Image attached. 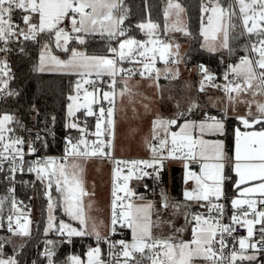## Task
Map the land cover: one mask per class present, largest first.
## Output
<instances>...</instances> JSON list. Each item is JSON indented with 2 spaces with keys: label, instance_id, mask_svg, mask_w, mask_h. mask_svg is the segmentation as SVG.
Returning a JSON list of instances; mask_svg holds the SVG:
<instances>
[{
  "label": "snow or ice",
  "instance_id": "1",
  "mask_svg": "<svg viewBox=\"0 0 264 264\" xmlns=\"http://www.w3.org/2000/svg\"><path fill=\"white\" fill-rule=\"evenodd\" d=\"M239 5V13L241 14L243 27L249 34H255L257 36L258 43L251 45V50L257 53L258 58L252 60L247 56L242 57L240 63L231 67V72L236 77L240 78L239 82H229L224 86V91L228 95L229 101L234 99L233 93L237 96L241 92H247L253 88V81H258L257 87L260 90V94H264V0H237ZM173 7V5H169ZM174 7L179 8L177 4ZM16 10H21V19L26 26V31L21 28L19 24H14L12 16ZM182 10V9H181ZM211 11L212 15L208 17L209 26H213L214 20L215 26L211 27V34L208 29L203 30L205 40L208 42L210 51L216 50L215 41L217 40V33L223 34L222 47H228V27L229 25L224 22L225 17L231 20V17L235 15L229 9H224L217 4L216 6L208 9H204L205 12ZM38 16V23L33 22V17ZM126 19V12L122 11V0H0V41L7 43L8 39L15 35L23 36L25 40H35L41 33H47L54 38V42L57 48H62L63 51H71V58L67 61H61L57 57L48 53V58L56 65L64 68L83 69L80 72L81 76L91 75L95 72L99 77L101 75H108L112 77L113 91L103 93V99L108 101L109 104L114 103V97L116 95L114 86L116 84L115 77L118 73L126 74L127 78H131L136 74L132 69H124L118 67L119 63L127 60L129 62L136 61L137 57L143 58L138 61L143 64V71L139 72L141 77L146 74H151L154 70V64L156 59V53L160 52V58L165 60L168 54V49L171 48L170 44H165L155 37V30L158 25L149 21L148 23H141L137 27L141 30H147L146 34L149 39L147 41L137 40L135 38L127 36V29L122 27ZM66 21L70 22V29L62 27ZM234 27L235 25H231ZM17 29L19 30L17 32ZM178 31H184V29H176ZM101 36L107 35L109 39L116 37H124L119 41L118 48L110 47L109 51L113 54L111 58L105 56H89L84 52H79L75 48L69 49V43L76 41L79 44H84L85 39L82 34L97 33ZM148 45H152L149 47ZM160 45V47H157ZM177 45V49H178ZM49 48L48 44L44 45L40 55L39 70L44 71L45 64V51ZM0 51H7V49H0ZM152 53V55H149ZM176 55L179 53L177 51ZM148 61V62H145ZM8 65L6 61H0V84L3 88H0V92L4 88H7L8 81L2 79V77L8 76ZM259 69V71H257ZM157 78L159 76V70H155ZM205 73V81H211L213 77L207 73L206 69H203ZM227 80V74L225 75ZM85 84L95 85V81L83 80L76 83L77 95L70 96L69 99L75 104V108L79 109L83 107L87 110V115H94L91 107L95 102L94 92H89L84 88ZM125 87L121 89V96L126 92L130 93L131 89L127 86V79L124 81ZM84 90V103H76L80 99V90ZM201 91L204 90V82H201ZM255 94V93H254ZM8 95H13L9 92ZM249 104L248 116H252L251 105L255 103L257 116L251 120L247 117H238L245 128H253L254 125H264V103L258 102H246ZM74 104L68 105L69 116L74 115ZM195 105H193L194 107ZM191 111V108L189 109ZM113 108L109 107L105 112V109L101 107L99 109V118L96 124L97 141H93L91 146L89 143L81 139L77 144H72L69 140V146L65 149L66 156L73 158H89L93 156H111V152H105V148H113L114 140V126L115 121L113 119ZM179 115H183L180 113ZM106 127L102 129V125ZM213 122H201L198 127L200 132L205 130L224 133V124L216 120L215 118H209ZM14 117L8 114L0 117V143H3L4 152L9 154L15 153L12 157L15 160L16 156H19L20 160H23L22 149L19 147L24 143L20 138L11 140V142L5 143V133L11 132L12 129L7 127L12 123ZM153 133L157 128H163L167 132L168 126L176 125V119L165 120L157 117L152 122ZM72 128H76L77 125L72 123ZM197 127L193 122H185L179 127L178 132L171 133V148L168 150V156L172 158H182L184 160H192L194 162L203 161L200 166V174L198 175L194 171H188L186 180L191 179L195 182V188L191 191H185L184 197L188 201H207L208 212L211 214L213 210L218 214L216 217L211 215L205 217L202 214L193 215L194 227L192 228V239L190 241L180 240L179 242H173L172 238L161 239L154 238L152 235V228L154 222L151 219V212L153 205L151 203L146 205H134L133 203H124V197L117 195L118 192H123L126 197L134 195L128 189L127 181L132 178V171L129 169V174L123 177L125 183L121 186L115 182L116 178L120 177V169L114 170V184L112 191V216H111V231H116V225L120 224L121 227H128L132 231V238L130 242L124 240L116 241L110 244V248L116 247L118 244L121 248L120 255L124 258L123 264H129L130 261H135V264H141V260L135 256L139 253L141 257H146L150 264H194L196 259H204L211 262V264H235L237 259L253 261L256 259L255 255H245L244 250L251 247L257 249L258 244L264 247V226L259 231L261 233L257 242L249 244L250 238L254 235V225L264 223V210H258L257 205H264V128L259 131H245L241 132L238 128L235 132L236 140V154H235V173L238 176V180L235 183V187L239 190V195L242 198L232 199L231 205L234 210H240L239 214L236 212L231 216V224H222L221 218L223 216L224 205L220 203H213L212 198L219 201L224 195L223 183L226 179L224 175V151L223 142L217 141L209 143L203 139L193 138L191 130ZM83 132L84 130L81 129ZM107 132L112 138L107 142L102 137ZM168 144L167 139H161L159 141V148L152 146L151 151L153 153V159L149 160H136V161H116V164L128 165L131 164L132 168L139 169V166L144 168H154L157 164L162 163L163 157L157 159L158 152L162 151ZM83 145V150L81 149ZM30 151H35L34 148H30ZM179 153V156H177ZM0 157L8 159L7 156H3L0 153ZM209 160L216 161L215 163H207ZM243 161V163H242ZM40 164L39 161L36 162ZM185 168L188 165L185 164ZM72 171H68V165L64 163L57 164L55 160L49 159L43 163L42 166L36 168L30 167L28 171H36L38 178L43 179L48 177L49 181L53 176L56 177V187L58 191H62L65 194V211L73 219L79 220L81 225L86 224V218L84 214V208L81 203V198L88 195L83 188V181L79 178L80 166L76 163L71 164ZM142 171V169H140ZM12 172L16 171V168L11 169ZM143 175H149L147 172H143ZM259 181V183H252ZM241 185H248L241 188ZM51 187V182L49 183ZM259 195V199L254 197ZM142 199V197H141ZM49 210L53 208L52 198L49 196ZM118 201L120 204L118 205ZM2 205V201H0ZM13 208H16V202L13 200ZM203 206V205H202ZM246 206V208H245ZM117 207L121 211L117 212ZM169 207L178 209L179 205H170L168 198L162 194L161 196V208L167 210ZM254 214L256 219H249L250 215ZM187 215L185 219L187 220ZM8 231L13 235H19L26 237L30 235L28 224L30 221L21 223L20 216L16 217L15 227L13 226V217L10 215L8 218ZM54 217L49 216L48 227L45 229V233L49 229L55 227ZM159 217L155 226H159ZM171 224V222H167ZM235 225L240 227H246L247 236L238 238V244L240 252H237L235 248L231 252L230 260L224 256V248L226 242L224 234L231 235L236 231ZM61 233L67 234L68 237L82 236L86 233L76 228H72L70 225L60 222L57 229ZM180 232L183 229H176ZM93 232L96 235L97 241L101 239L100 233L96 231L95 225H93ZM219 234V239L217 236ZM9 240H0V264H19L15 255L8 256L3 255V248L5 243H9ZM47 243H51L48 241ZM214 244H219V248H215ZM23 247V245H21ZM44 255L48 259V264H53L51 259L52 252L48 249L45 250ZM88 264H103L100 260V248L96 247L91 249L88 253ZM72 264H81L78 257H71ZM35 264V262H33ZM119 264V261H117Z\"/></svg>",
  "mask_w": 264,
  "mask_h": 264
},
{
  "label": "rangeland",
  "instance_id": "2",
  "mask_svg": "<svg viewBox=\"0 0 264 264\" xmlns=\"http://www.w3.org/2000/svg\"><path fill=\"white\" fill-rule=\"evenodd\" d=\"M162 4V20H155L150 17V15H146L139 24L148 23L151 21L152 23L158 25V28L155 30V37H158L160 41L165 44H170L171 48L168 49V53L176 54L177 51L179 53L178 57L182 58L185 55L186 47L190 42V34L188 29V18L187 11L185 7V3L182 0H164ZM173 5V7H169V5ZM179 5V8L174 7L175 5ZM219 4L221 8L229 9L231 6V11L235 13L231 17L229 21L227 17H225L224 22L229 25L228 27V47H222L223 34L217 33V40L215 41L216 50L213 52L219 53L220 57L224 58L225 54H227V50L230 47V38L233 34H248L244 27L241 18V14L239 13V5L237 0H234L233 5H223L220 0H212L209 4L205 5L203 8L204 19L201 25V32L203 33L204 29L209 30V34H211V27L215 26L216 21L214 20L213 26H209L208 17L212 15L211 11L205 12L204 9L207 7L211 9L212 7ZM182 9V10H181ZM36 23H38V17L35 19ZM65 24V23H64ZM64 24L61 26L64 27ZM231 25H235L232 27ZM71 27V25H70ZM176 29H184V31H178ZM142 34H144V41L149 39L146 34L147 30H141ZM99 33V32H97ZM84 39L87 38L88 34H82ZM255 35V34H254ZM42 39V48L40 49L39 60H38V69L40 65V55L42 50H44V45L48 44L49 48L45 51V64L43 72H60V73H74L80 74L83 69H73V68H64L56 65L48 58V53L50 52L52 56L57 57L61 61H67L71 58V51L65 52L62 48H57L54 42V38L47 34L41 33L37 36ZM139 40V38L135 36H129ZM168 38L167 41H163V38ZM124 39V38H122ZM121 39V40H122ZM254 43H258L257 36L252 39ZM119 45V44H118ZM177 45L179 46L177 49ZM152 47V45H148ZM202 46L204 48L208 47V42L205 40V36L202 34ZM69 47V46H68ZM160 47V45H157ZM75 48L79 52H84L86 55L93 56V54H88L86 52V48L83 45L76 42L70 49ZM118 48V47H117ZM210 51V50H209ZM160 54V52H157ZM255 53V52H254ZM150 55L152 53H149ZM257 55V53H255ZM101 56V55H96ZM168 56V54L166 55ZM246 56L252 59V56L249 54V51L246 53ZM258 56V55H257ZM112 57V56H111ZM109 57V58H111ZM226 60L230 59L229 56L226 55ZM181 70L184 73L183 77L180 79H172L167 81L165 84L160 83L156 78H127V86L131 89V92H126L123 96H121V89L125 87V84L122 88H119L114 97L115 101V126H114V140L113 144L116 146L115 150L117 153L134 155V156H150L153 155L151 151V147L155 146L157 142L161 139H164L166 136H169V132L172 128H174L177 124L180 123V126L185 122H191L190 120L183 119L179 122L180 113L186 112L192 105L193 102L199 101V82L194 74V70L186 66L185 62L181 64ZM175 69V68H174ZM259 71V69H257ZM95 73V72H92ZM125 81V80H124ZM123 81V83H124ZM258 81H253V88L248 90L247 92H241L239 96L235 93L233 94L234 99L229 101L228 96L224 94L217 95L211 98L212 104L215 107L220 109H225L226 103L232 107L234 111H241L242 113H247L249 111V104L246 102H258L264 103V94H260V90L257 87ZM108 92V91H104ZM103 92V93H104ZM255 93V94H254ZM77 93L74 90L70 96H76ZM99 99L100 96H97ZM236 102L233 104V102ZM76 103H84L81 101H77ZM69 104H74L72 100H70ZM68 104V105H69ZM233 104V105H232ZM92 107V105H91ZM85 109L80 107L79 109L75 108L74 104V115L69 116L68 106L66 110L67 114V126H70L72 123H75L78 127V119L77 113L79 110ZM86 110V109H85ZM252 116H246L248 119H252L251 117L258 115L256 112L255 103L251 105ZM87 113V110H86ZM6 114V113H5ZM2 114L0 117H2ZM248 114V113H247ZM183 116V115H182ZM157 117L163 118L165 120L168 119H176L177 124L168 126L167 132L163 128H157L154 138L153 133V120ZM214 117L216 120L222 122L220 117ZM198 122H207L212 123L211 119H202ZM8 127V126H7ZM76 127V128H77ZM72 128V127H71ZM207 131V130H205ZM245 131H256V130H245ZM244 131V132H245ZM197 137L198 139H205L209 136L206 134H202L200 129L197 128ZM206 133V132H205ZM214 133L211 136L213 139H208L209 143H214L217 141L223 142V151L224 154L230 159L231 156L225 151V142L222 134L218 132L211 131ZM243 133V132H242ZM224 134V133H223ZM171 135V134H170ZM195 136V135H194ZM112 137L109 136V139ZM170 138V137H169ZM236 143V140H235ZM236 145V144H235ZM57 164L64 163L68 165V171L71 172V164L76 163L80 166L82 171H79V178L83 181V188L88 195H85L81 198V203L84 208V214L86 218V224L81 225L79 220L73 219L70 215L65 211L66 203H65V194L62 191H58L56 187V177L53 176L51 181H49L48 177H44L43 179L37 178L35 182H33V194L31 196V200L29 205L24 206L22 209V216L24 217L25 222L30 221L28 224L30 235L26 237H22L19 235H13L8 231V224L5 220L6 231L0 232V240H9V243L4 244L3 255L5 258L8 256L14 255L19 251L21 245L27 241V239L35 232L36 225L40 216L41 207L38 199V184H41V188L44 190V197L47 209V225L45 229L48 227L49 216L54 217V225L52 229H49L46 236L51 234L61 235L67 240L70 241L73 237H68L66 232L61 233L57 229L59 227L60 222H64L65 224L70 225L72 228H76L77 230L84 231L86 234L84 236H88V233L94 234L93 225H95L96 231L100 233V236L107 234L109 231V222H110V214L112 209L111 203V191L112 185L110 188V168L109 165L98 159H87V158H73L67 157L65 159H56ZM230 163V162H229ZM229 163L226 166V171L230 167ZM94 166L100 167V178H97ZM191 179L186 180V173H184V189L183 196L181 199L176 200L174 196H172L170 192L171 180L164 187L161 188V193L168 198V202L170 205H179V208L169 207L167 210L161 208V196H156L154 194H150L149 196L145 194L141 195L134 190H130L134 193L131 196V200L129 202L134 205H146L151 203L154 207L151 212V219L154 222V226L152 228V235L154 238L167 239L172 238L173 242H179L180 240L190 241L192 239V228L194 227V221L192 219L193 215L201 214L199 210V206L194 204L195 201H188L184 197V192L189 190V183ZM51 182V187L49 188V183ZM60 198L61 209L63 213V217L59 218L58 225L56 224L57 212L55 210L56 204V196ZM49 196L52 198L53 208L51 211L49 210ZM142 197V199H141ZM128 202V203H129ZM185 215H187V220L185 219ZM159 217V226H155V222H157ZM171 222V224L167 222ZM2 227V226H1ZM15 227V226H14ZM176 229H183V231H176ZM108 235L106 237H101L99 241H96V245H88L86 251V257H82L78 253H71L65 259V264H72L71 257H78L81 261V264H88V253L91 249L96 247L100 248V260L105 262V258L108 253ZM56 238V237H55ZM132 238V231L129 228V235L123 237L121 240L126 242H130ZM97 240V239H96ZM106 243V246L103 248L101 246L102 242ZM6 246H9L11 249V254L7 253ZM135 256L137 258H141L139 253H136ZM139 256V257H138ZM54 254L52 253L51 259L55 261ZM86 258V259H85ZM49 259V258H48ZM119 262H123L124 258L121 256ZM48 264V261L45 263ZM143 264H150V261H144ZM194 264H211V262L206 261L204 259H196Z\"/></svg>",
  "mask_w": 264,
  "mask_h": 264
},
{
  "label": "trees",
  "instance_id": "3",
  "mask_svg": "<svg viewBox=\"0 0 264 264\" xmlns=\"http://www.w3.org/2000/svg\"><path fill=\"white\" fill-rule=\"evenodd\" d=\"M164 0H122V11L126 12L124 24L127 29V36H135L143 39L142 32L137 27L140 21L150 15L155 20H162V4ZM185 3L190 42L183 56L187 67L194 64L203 63L213 71L220 73L227 67L226 62L222 61L219 53L209 51L202 46L201 25L204 19L203 8L212 0H182ZM223 5H233L234 0H220ZM255 37L252 35L233 34L230 38L229 60H235L241 52L235 49L241 43L250 41ZM124 38V37H121ZM43 40L36 37L35 40H25L22 38L20 47L13 50L11 62L14 75V85L18 88V94L13 97L0 99V116L8 114L14 117L11 126L26 135L35 136L38 133L44 134V141L41 149L49 152H56L62 149L64 141L72 137L73 128L67 126V106L70 103V95L75 88V80L79 74L43 72L38 69V60ZM76 44V41L69 43V49ZM88 54L111 57L113 54L109 51L110 47H116L115 39L100 38L99 33L88 34L85 43L82 44ZM160 83L165 84L168 80L161 79ZM190 109V108H189ZM183 113L179 122L185 118H200L203 116L224 117V114L210 106L204 93L200 91L198 105ZM240 126L239 120L229 117L226 120V130L223 134L225 148L231 156L234 150L235 130ZM257 124L255 127H263ZM176 127V126H175ZM228 176V190L233 192L235 177L230 167L226 171ZM171 180L170 192L174 199L179 200L183 196L184 189V168L179 165L164 164L162 170L154 177L146 178L138 182L136 192L141 195L144 192L149 196L154 194L162 196L161 188ZM7 189V181L4 174L0 173V196ZM38 199L41 212L36 225L35 232L25 241L23 247L14 255L19 264H45L48 257L44 255L46 240L59 237L61 243L54 250V259L59 264H65V259L71 253H78L85 257L88 245H95L96 240L92 236H75L70 241L65 240L63 236L51 234L45 235L47 223V207L45 203L44 190L41 184H38ZM33 194V184L26 187L23 184L19 186V195L23 201L29 204ZM55 210L58 214L56 224L60 217H63L60 198L57 195L55 201ZM2 226V227H1ZM5 213L0 210V232H5ZM129 235V228H125V236ZM101 246L104 248L106 243L103 241ZM7 253L11 254V249L6 246ZM139 257V256H138ZM141 257V256H140ZM141 264L148 259L141 257ZM129 264H135L130 261Z\"/></svg>",
  "mask_w": 264,
  "mask_h": 264
},
{
  "label": "built area",
  "instance_id": "4",
  "mask_svg": "<svg viewBox=\"0 0 264 264\" xmlns=\"http://www.w3.org/2000/svg\"><path fill=\"white\" fill-rule=\"evenodd\" d=\"M38 16L33 17V22ZM12 20L14 24H19L21 28H24L26 31V26L23 24L21 19V10H16L12 16ZM64 27L66 29H70V22L66 21L64 24ZM125 29L127 28L125 24L122 25ZM19 30L17 29V32ZM100 38L108 39L107 35H100ZM116 42V47H118L119 41L122 39L121 37L114 38ZM22 40V37L20 35L12 36L8 39L7 43L4 41H0V49H7V51H0V61H6L8 65V76L2 77V79H6L8 81L7 88H4L2 92H0V99H4L6 97H15L19 90L14 85V75H13V68L11 58L14 48L20 47V42ZM168 38L164 37L163 41H167ZM150 55V54H149ZM152 55V54H151ZM156 59L154 64V70L151 72V74H146L144 77H141L139 75L140 71H143V64L139 63L138 61L142 60L143 58L137 57L136 61L129 62L127 60L119 63L118 67H122L124 69H132L134 72H136L135 75H133L131 78H156L158 80L165 79V80H172L180 76V69L181 64L183 63L184 59L183 57L180 58L176 54H168V56L165 58L167 59V63H165V60L160 58V54L156 53ZM148 62V61H145ZM227 64V63H226ZM194 70V74L201 85V82H204V87H215L216 89L224 91V86L227 85L229 82H239L240 78L236 77L235 74L231 72V69L228 68V66L223 69L220 73L217 71L211 70V68L207 67L203 63L194 64L191 66ZM189 67V68H191ZM175 68V69H174ZM203 69L207 70V73L213 77L211 81H205V73ZM155 70H159V76L157 78V74ZM227 74L228 79H225V75ZM91 80L95 81V85L92 84H85L84 88H86L89 92H94L95 94V102L92 103V109L94 112V115L89 116L86 113L85 109H81L77 113V119H78V127L73 128L74 135L72 137L67 138L64 141V145L61 150L56 152H49L44 151L41 149V145L43 143L44 134L38 133L35 136L32 135H26L22 132L17 131L14 126L8 125L9 128L12 129L11 132L5 133V143L11 142V140H15L16 138H20L24 141L21 147L22 149V155L23 160L21 161L19 156H16L15 160H13V156L15 153L9 154L8 152H4L3 149V143H0V153H3V156H7L8 159H3V157H0V173L4 174L5 180L7 181V189L6 192L1 194L0 201H2V211L5 213V220L7 224L9 223L8 217L11 215L13 217V226H15V220L17 216H20L21 223L23 224L25 219L22 216V209L24 206H27L28 204L23 201L21 196L19 195V186L20 184L25 185L26 187L31 186L33 182H35L38 178L36 171H28L30 167L36 168L38 166H42L43 163L49 159L56 160V159H65L67 157L65 154V149L67 146H69L68 142L71 140L72 144H77L81 139L87 141L89 145L91 146L93 141H97L98 137L94 134L96 132V124L99 118V109L103 107L105 109V112L109 107L113 108L114 114L113 119L115 118V101L113 104H109L108 101L103 99V92L104 91H113L112 87V77L108 75H101L97 76L96 73H92L91 75L87 76H81L80 74L77 76L75 80V88L74 90L77 93L76 89V83L82 82L83 80ZM127 79L126 74L118 73L115 77L116 84L114 86L115 93L120 88V84ZM0 88H3V85L0 84ZM11 92L13 95H8V93ZM226 94V93H225ZM234 94V93H233ZM232 94V95H233ZM100 96L99 99H97V96ZM84 90L83 88L80 90V99L79 101L84 102ZM106 120L107 117L105 116V124L102 125V129L106 127ZM81 129L84 131L82 132ZM175 132V131H172ZM171 132V133H172ZM109 134L105 132V134L100 137L99 139L105 140L107 142L109 140ZM193 138H196L194 135H192ZM114 147V146H113ZM30 148H34L35 151H30ZM171 148V136L168 140V144L166 146V152L163 154H157V159H162L161 164H157L154 168H144L142 165L139 166V169L132 168L131 164L124 165L120 164L119 166L116 164V161H136V160H149L151 161L153 159V155L150 156H122L118 154L114 148L108 149L105 148V152H111V156H93L89 157L87 159H100L104 160L106 162H109V165L111 166L112 170V176H111V185H112V191H113V184H114V170L119 168L120 169V177L116 178L115 182L119 185H123L125 181L123 180V177L125 175L129 174V169L132 171V178L127 181V186L129 190L136 191V186L138 182H142L146 178H151L156 176L163 168L164 164L168 165H179L184 168V173L188 171H194L198 175L200 174V166L203 161L194 162L192 160H184L182 158H172L168 156V150ZM81 149L83 150V145H81ZM177 156H179V153H177ZM39 161L40 164L37 165L36 162ZM214 160H209L207 163H215ZM230 162V159L225 155L223 163L225 165L224 167V175L226 177L224 183H223V191L224 195L221 197L219 201H216L215 198H212L213 203H220L224 205L223 209V216L221 218L222 224H231V216L234 212L239 214L240 210H234L231 205L232 199H239L240 197L239 193L237 192H231L228 190L227 182H228V176L226 173V166ZM185 164L188 165V168H185ZM16 168L15 172H12L11 169ZM142 169V171L140 170ZM143 172L149 173V175H143ZM189 190L195 188V182L191 181L189 183ZM111 191V194H112ZM117 195L124 197V203H128L131 200V197H126L123 192H118ZM255 199H259V195L257 194ZM13 200L16 202V208H13ZM113 200V196L111 195V203ZM118 205L120 204V201L117 202ZM196 205L199 206L200 213L204 215L205 217L211 215L212 217H216L218 214L213 210L211 214L208 212V202L207 201H195ZM203 205V206H202ZM258 210H264V205H257ZM246 208V206H245ZM112 210V209H111ZM121 211L119 207H117V212ZM111 216L112 211L110 214V222H109V232H108V253L107 257L105 258V262L103 264H117V261H120L119 259L121 257L120 252L121 248L117 244L116 247L110 248V244L115 243L116 241H120L123 237H125V227H121L120 224L116 225V231H111ZM249 219L255 220L256 217L254 214L250 215L248 217ZM264 226V223L261 224H255L254 225V235L249 240V244L255 243L260 238V231L259 229ZM236 228V231H234L231 235H228L227 233L224 234V239L226 242V247L224 248V256L230 260L231 252L235 248L237 252H240L239 244H238V238L240 237H246L247 236V229L246 227H240L239 225L234 226ZM217 239H219V234L217 236ZM215 248H219V244H214ZM245 255H255L256 259L253 261L248 260H240L237 259L235 261V264H264V247H261L258 244L257 249H252L249 247L248 249L244 250ZM53 264H59L56 261H53ZM119 264H123V262H119Z\"/></svg>",
  "mask_w": 264,
  "mask_h": 264
},
{
  "label": "crops",
  "instance_id": "5",
  "mask_svg": "<svg viewBox=\"0 0 264 264\" xmlns=\"http://www.w3.org/2000/svg\"><path fill=\"white\" fill-rule=\"evenodd\" d=\"M244 35H246V36H248L249 34H244ZM140 40V39H139ZM142 41H144V38L142 39ZM252 44H254V41L251 39L250 41H246V42H244V43H241L239 46H237L236 47V49H235V51L236 52H241V54L235 59V60H229V59H227L226 60V55L227 56H229V54H230V47L228 48V52H227V54H225V56H224V58H222V61H224V62H226L227 63V66H228V68L229 69H231V67L230 66H234V65H237V64H239L240 63V60H241V58L242 57H245L246 56V53L249 51V54L252 56V60H256L257 58H258V56L251 50V45ZM187 47H188V45H187ZM187 47H186V49H187ZM205 49H207V48H205ZM208 50V49H207ZM169 54V53H168ZM171 54V53H170ZM167 57V56H166ZM165 57V58H166ZM183 75H184V73L182 72V70L180 69V76L179 77H177V78H175V79H180L181 77H183ZM159 81V80H158ZM168 81H170V80H168ZM160 82V81H159ZM124 86V83L122 82L121 84H120V88H122ZM201 88V85H199V89ZM201 91V90H200ZM202 93H204V95H205V98L207 99V101L209 102V104H210V106H212L213 108H216V109H218V110H220L223 114H224V117L225 118H223V117H220V119L222 120V123L224 124V126H225V128H224V132H225V130H226V120H227V118H229V117H234V118H236L237 120H239L238 119V117H246L248 114V112L247 113H242L241 111H234L233 109H232V107L231 106H229L228 105V103H226V107H225V109L223 110V109H220V108H218V107H215L213 104H212V101H211V98L212 97H215V96H217V95H220V94H224V95H226V96H228L227 94H225V93H223L222 91H220V90H218V89H216L215 87H204V90L203 91H201ZM234 103H236L235 101L233 102V104ZM232 104V105H233ZM193 105H195L194 107H196L197 105H198V103L197 102H193V104L192 105H189V107L190 108H194L193 107ZM255 116H257V115H255ZM255 116H253V117H255ZM253 117H251V118H253ZM209 118H214V117H212V116H203V117H200V118H192V117H189V118H187V119H185V120H190L191 122H193V123H195L196 125H197V127H195V128H193L192 130H191V135H195V137L196 138H198L197 137V128H199L198 127V125H199V123L200 122H198V121H201L202 119H209ZM239 122H240V126L239 127H237L241 132H244L245 130H256V131H259V130H262V128H264V126L263 127H255V125L253 126V128H245L244 127V125L241 123V121L239 120ZM179 127H180V123L179 124H177L176 125V127H174V128H172L171 130H170V132H169V136H166L164 139H167V140H169V137L171 136L170 134H171V132L172 131H175V132H178L179 131ZM236 128V129H237ZM206 132V133H205ZM235 132H236V130H235ZM204 134H206L207 136H209V137H207L208 139H213L211 136H213V134L214 133H211V131L210 130H207V131H204L203 132ZM202 133V134H203ZM225 134V133H224ZM222 136H223V134H222ZM207 138H205L204 140L205 141H208L207 140ZM200 139V138H199ZM224 139V138H223ZM224 142H225V140H224ZM236 143L234 142V150H233V154L231 155V158H230V163H229V165H230V169H231V171H232V174L234 175V177H235V182L239 179L238 178V176L236 175V173H235V170H234V168H235V163H236V160H235V154H236V145H235ZM114 145V144H113ZM167 146V145H166ZM166 146H165V148L162 150V151H160V152H158V154H163V153H165L167 150H166ZM115 145H114V149H115ZM155 147H157V148H159V142H157L156 144H155ZM226 149V148H225ZM227 150V149H226ZM225 150V151H226ZM116 151V150H115ZM118 154H120V155H122V156H132V155H127V154H122V153H118ZM134 156V155H133ZM79 158V157H78ZM98 160H100V159H98ZM102 161H104V160H102ZM104 162H106V161H104ZM108 165H109V162H106ZM242 163H243V161H242ZM94 168H95V172H96V177L97 178H100L99 176H101L100 175V167L99 166H94ZM109 168H110V178H111V176H112V170H111V166L109 165ZM112 179V178H111ZM111 179H110V188H111ZM252 183H259V181H256V182H252ZM246 186H248V185H241V188H243V187H246ZM232 188H233V191L234 192H237V193H239V190L235 187V183L233 184V186H232ZM29 205V204H28ZM109 226V225H108ZM110 227V226H109ZM108 227V228H109ZM108 232L109 231H107V234H105V235H103V236H101V237H106L107 235H108ZM88 236H92L95 240L97 239L96 238V235H93V234H90V233H88ZM97 241V240H96ZM97 243H95V245H96ZM94 246V245H93ZM85 257H86V254H85ZM86 259V258H85ZM104 261V260H103Z\"/></svg>",
  "mask_w": 264,
  "mask_h": 264
},
{
  "label": "water",
  "instance_id": "6",
  "mask_svg": "<svg viewBox=\"0 0 264 264\" xmlns=\"http://www.w3.org/2000/svg\"><path fill=\"white\" fill-rule=\"evenodd\" d=\"M23 38V36H21ZM24 39V38H23ZM142 41V39H140ZM72 135H74V132L71 133ZM146 195V193L144 194ZM3 205H0V210H2ZM48 241H51V243H47ZM61 239L59 237L56 238H49L46 240V247L48 250H50L52 253L54 252L55 249L58 248L59 244L61 243Z\"/></svg>",
  "mask_w": 264,
  "mask_h": 264
}]
</instances>
